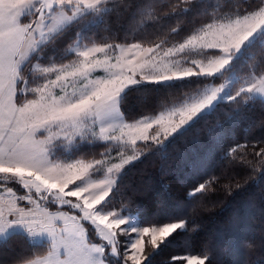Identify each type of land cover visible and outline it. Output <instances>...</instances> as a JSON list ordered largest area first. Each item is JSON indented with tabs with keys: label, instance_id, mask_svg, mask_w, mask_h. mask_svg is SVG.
<instances>
[{
	"label": "snow or ice",
	"instance_id": "1",
	"mask_svg": "<svg viewBox=\"0 0 264 264\" xmlns=\"http://www.w3.org/2000/svg\"><path fill=\"white\" fill-rule=\"evenodd\" d=\"M143 83L180 87L125 116L127 91ZM257 104L264 113V0H0V252L24 237L41 252L26 264H146L173 234L191 244L202 231L191 210L125 227L133 198L120 173L153 152L168 168L169 145L198 141L202 127L212 142L229 125L251 131ZM211 111L216 121L198 127ZM101 142L103 151H80ZM262 145H244L255 175L225 186L229 196L264 189ZM214 183L203 178L186 195L206 197ZM246 216L242 203L215 239L160 264H221L249 243Z\"/></svg>",
	"mask_w": 264,
	"mask_h": 264
},
{
	"label": "trees",
	"instance_id": "2",
	"mask_svg": "<svg viewBox=\"0 0 264 264\" xmlns=\"http://www.w3.org/2000/svg\"><path fill=\"white\" fill-rule=\"evenodd\" d=\"M170 20L171 18H166L167 22ZM179 87V83H146L134 86L127 91V100L121 106V111L127 117L138 116L142 111L151 109L160 97L178 91ZM218 103L223 105V101ZM217 116L216 111L206 112L197 126L202 127L205 120L211 125ZM262 122L264 113L257 104L255 110L250 112V119L247 122L251 126V131L247 127L229 125L221 133L219 140L212 142L203 135L206 128L202 127V135L198 141L189 135L177 142L175 148L169 145L168 168L161 167L163 161L153 152L122 170L118 183L130 185V188L125 190L133 198L132 206L125 209L122 215L135 216L139 226L143 227L183 218L188 216L191 210L202 224V231L194 234L195 239L191 244L185 243L184 232L173 234L153 253L146 264H160L162 257L189 249L196 250L202 238L209 241L215 239L225 219L242 203L247 208L245 237L249 243L239 251L220 254L219 259L221 264H264V196H262L264 189L258 184H250L233 196H229L225 191V186L230 187L236 181L243 183L245 179H251L255 175L244 163V160L252 159V149L244 145L264 137V130L260 128ZM194 131L193 129V134ZM236 145L241 146L237 152L223 160L219 159L229 147ZM104 146L101 142L85 146L80 151H103ZM177 153H184L185 158H191L195 153L198 162L194 166L189 165L185 158L178 156ZM203 178L216 183L210 186L206 197H198L192 201L186 195V189ZM40 254L41 252L29 247L24 237H18L10 242V247L0 252V264H23Z\"/></svg>",
	"mask_w": 264,
	"mask_h": 264
},
{
	"label": "rangeland",
	"instance_id": "3",
	"mask_svg": "<svg viewBox=\"0 0 264 264\" xmlns=\"http://www.w3.org/2000/svg\"><path fill=\"white\" fill-rule=\"evenodd\" d=\"M143 84H146V83H143ZM142 85V84H140ZM220 101H223V100H220ZM126 216L127 218V224L125 225V227L129 228V229H132V228H141V226H139L138 222H137V219L135 216L133 215H124ZM22 227V226H21ZM133 236L135 235V233L132 234ZM36 242L37 243H41L42 241H46V237H36ZM23 264H26V263H23Z\"/></svg>",
	"mask_w": 264,
	"mask_h": 264
}]
</instances>
